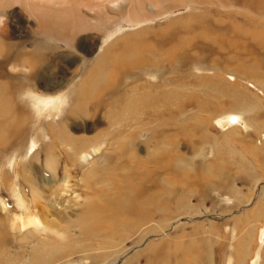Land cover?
Returning <instances> with one entry per match:
<instances>
[{
	"label": "rangeland",
	"instance_id": "rangeland-1",
	"mask_svg": "<svg viewBox=\"0 0 264 264\" xmlns=\"http://www.w3.org/2000/svg\"><path fill=\"white\" fill-rule=\"evenodd\" d=\"M138 28L124 38L122 58L142 62L144 72L92 80L71 120L66 113L73 100L58 103L67 89L35 96L22 87L10 95L0 78V139L13 137L18 127L22 134L20 145L0 154V218L20 212L18 199H32L21 165L47 181L39 200L47 207L46 230L29 240L18 232L25 235L31 226L6 232L0 264H26L41 240L49 250L42 253L44 264H147L158 244L188 264H264V75L250 73L248 61L226 45L230 31L220 42L210 30L175 29L170 36V30ZM107 40L86 58L99 56ZM115 79L107 92L105 81ZM229 114L240 124H227ZM85 144L99 150L82 161L73 150ZM48 154L55 160L52 174ZM165 155L172 156L170 164L155 169L153 160ZM181 165L184 171L176 172ZM125 183L142 188L143 222L126 228L120 221H90L87 209L122 195Z\"/></svg>",
	"mask_w": 264,
	"mask_h": 264
},
{
	"label": "bare ground",
	"instance_id": "bare-ground-1",
	"mask_svg": "<svg viewBox=\"0 0 264 264\" xmlns=\"http://www.w3.org/2000/svg\"><path fill=\"white\" fill-rule=\"evenodd\" d=\"M186 8L190 10L176 16L172 15ZM197 10L200 12L196 13L195 11ZM214 13H218L217 18L213 17ZM168 15L172 16L169 17ZM165 16H168L166 20L158 21L162 17L165 18ZM182 17L184 18L182 23L175 22ZM135 27H139L138 30L150 27L160 30L166 29V31L170 30V36L173 33L172 30L175 29L189 30L192 27L196 30H210L218 33L220 42L225 41L223 37L227 31H230L231 35L226 38V45H231L235 54L242 56L248 61L250 73L264 75V0H0V78L7 79L5 83L10 95L19 92L22 87L24 92H31L35 96L41 94L52 95L57 90L61 93L67 89L58 100V103L62 98L65 103L66 98L70 97L73 100L71 109L66 113L67 118L71 120V115L76 113V106L82 101L84 93L88 94L92 80L120 77L124 72L127 75L144 72L143 67L140 66L143 64L142 62L129 64V59L126 60L128 62L126 64L122 58L125 51L122 48L123 40L127 35L131 34ZM126 28L128 30L122 32ZM117 31L122 33L113 37V34ZM105 38L110 40L106 41L103 52L97 57L86 58L96 48H100V43H105L102 42ZM187 56L189 57V55ZM239 67L242 69V66ZM246 68L248 69V67ZM76 77H81V81L72 89L69 88L71 81ZM116 82L117 79L105 81L106 91L110 92ZM69 89L70 92H68ZM89 93L91 94V92ZM48 101V99L44 100V105L47 106ZM2 106L5 108V105L2 104ZM143 106L144 103L140 105V107ZM16 109L17 107H15ZM85 115L81 116L85 118ZM226 118V123L229 125L240 124V119L236 114H229ZM46 126L48 127V132L52 135L50 123L46 124ZM21 137L22 134L18 127L14 131L13 137L0 139V154L6 153L8 150L20 145L18 143ZM78 150H73V155L84 161L88 157L97 154L99 146L92 147L85 144L81 145ZM47 157L46 166L52 174V171H54L53 165H55H52V163L53 161L55 163V160L49 154ZM171 157L170 155H165L161 158H155L153 160L155 169L170 164ZM28 165H21L19 174L30 182L27 187L33 193L31 194L32 199L28 203H26L25 199H18L20 212L18 214L6 213L0 218V227H2L0 243L2 241L5 242L6 232L10 230L19 231L21 228L31 226V230H27L25 235L20 231L18 232L24 240L32 239L46 230L44 223H46L47 207L44 202L41 205L39 200L43 197L41 191L43 188L45 189L47 181L38 170L33 172ZM178 169L180 171L176 169L175 171H184L182 165ZM140 173L145 174L147 171ZM8 179L9 177L6 176L5 181ZM10 183H6L8 187L11 186ZM150 185L152 186L153 183ZM125 186L128 188L125 192H120L122 195L115 196L113 199L111 197L110 201L104 206H88L86 213L89 215L90 221L108 226L112 222L117 224L120 221L124 222L126 228H129V225L134 222H143L145 219L143 211L147 205H144V207L142 205L140 198L143 197L139 193L141 187L128 183H125ZM55 191L57 190H52L54 193ZM48 225L50 226V224ZM36 242L33 245L31 257L25 260L26 264H44L48 261L45 260L46 256L44 257L45 253L49 251L48 246L44 243V240H41V243L39 241ZM159 245H157L156 251L148 255L147 264H188L184 262L181 256L174 255L167 249H161ZM194 250L195 247H190L189 252L193 255ZM42 253L44 254L43 256ZM195 259L198 260L193 255V263H196Z\"/></svg>",
	"mask_w": 264,
	"mask_h": 264
}]
</instances>
